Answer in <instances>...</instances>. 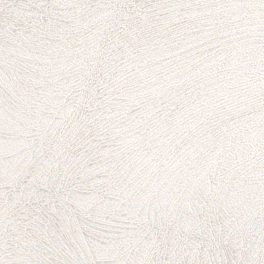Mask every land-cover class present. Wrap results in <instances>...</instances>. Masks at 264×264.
<instances>
[{
    "label": "snow or ice",
    "instance_id": "6c2138e0",
    "mask_svg": "<svg viewBox=\"0 0 264 264\" xmlns=\"http://www.w3.org/2000/svg\"><path fill=\"white\" fill-rule=\"evenodd\" d=\"M0 264H264V0H0Z\"/></svg>",
    "mask_w": 264,
    "mask_h": 264
}]
</instances>
